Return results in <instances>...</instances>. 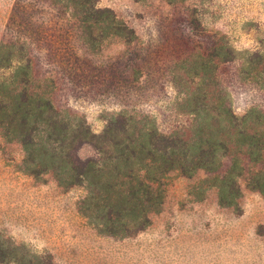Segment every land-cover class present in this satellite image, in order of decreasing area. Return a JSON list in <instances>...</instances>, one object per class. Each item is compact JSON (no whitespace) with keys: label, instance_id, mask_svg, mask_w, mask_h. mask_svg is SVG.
Returning a JSON list of instances; mask_svg holds the SVG:
<instances>
[{"label":"rangeland","instance_id":"1","mask_svg":"<svg viewBox=\"0 0 264 264\" xmlns=\"http://www.w3.org/2000/svg\"><path fill=\"white\" fill-rule=\"evenodd\" d=\"M98 7L134 31L131 42L104 27L84 31L73 9L53 0H0V44L23 46L14 57L32 59L42 89L72 122L97 136L123 113L148 118L163 134L188 127L183 91L208 60L237 116L264 113V89L241 73L242 60L264 52V0H99ZM220 40L241 61L209 57ZM79 156L98 152L85 144ZM195 183L175 178L145 230L109 235L85 189H68L52 173L31 175L22 146L0 132V264H264V196L243 180L240 205L222 207L215 191L199 199Z\"/></svg>","mask_w":264,"mask_h":264},{"label":"trees","instance_id":"2","mask_svg":"<svg viewBox=\"0 0 264 264\" xmlns=\"http://www.w3.org/2000/svg\"><path fill=\"white\" fill-rule=\"evenodd\" d=\"M53 1L73 9L84 31L104 27L107 35L127 43L134 38V31L111 9L98 7L99 0ZM16 50L23 51V46L0 44V70L9 74L0 79L1 135L22 146L31 175L52 173L68 189H85V203L103 233L123 230L131 236L145 230L178 177L196 180L199 199L215 191L222 207L240 205L243 180L264 196V113H234L212 60L191 73L183 91L182 104L193 116L190 126L163 134L148 118L123 113L97 136L86 122H72L56 108L42 89L44 79L35 75L32 59L15 58ZM235 54L222 40L207 49L221 63L241 61ZM241 73L254 74L264 89V52L242 60ZM85 144L94 145L98 157L82 159L79 150Z\"/></svg>","mask_w":264,"mask_h":264}]
</instances>
